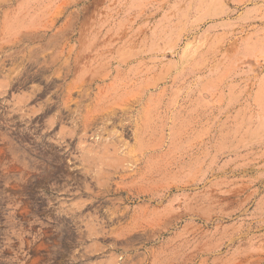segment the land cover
I'll list each match as a JSON object with an SVG mask.
<instances>
[{
	"label": "rangeland",
	"instance_id": "1",
	"mask_svg": "<svg viewBox=\"0 0 264 264\" xmlns=\"http://www.w3.org/2000/svg\"><path fill=\"white\" fill-rule=\"evenodd\" d=\"M0 264H264V0H0Z\"/></svg>",
	"mask_w": 264,
	"mask_h": 264
}]
</instances>
